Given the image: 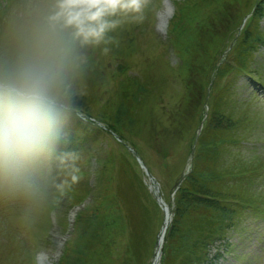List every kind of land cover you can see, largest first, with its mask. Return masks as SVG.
Here are the masks:
<instances>
[{
    "label": "trees",
    "instance_id": "16d2710c",
    "mask_svg": "<svg viewBox=\"0 0 264 264\" xmlns=\"http://www.w3.org/2000/svg\"><path fill=\"white\" fill-rule=\"evenodd\" d=\"M256 1L246 9L242 8L243 0H199L181 8L173 37L180 58L177 74L182 90L172 107L161 103L167 82L160 65L151 77L149 67L154 58L142 63L132 59L139 47L132 24L117 33L119 46L108 56L97 53L94 58L80 112L103 122L123 143L136 147L137 138L143 146L153 148L163 159L165 169L178 177L182 172L180 162L172 166L170 159L176 150L183 148L181 165L185 166L203 119L207 90L211 92L210 111L197 139L191 171L175 196L162 264H216L231 247L230 234L245 230L247 216L264 222V192L255 189L256 182L264 179V153L248 161L237 155L238 148L252 139L259 125L251 109L257 92L253 91L249 99L240 98L239 82L245 77L249 82H259L264 89V77H259L262 65L256 58V52L264 46V31L260 27L264 0L257 1L237 37L242 19L251 13ZM110 60L116 62L115 70L125 76L118 81L114 95L98 106L99 84ZM136 67L141 75L126 74ZM68 133L64 148L78 152L81 159L91 143L101 135H109L76 115ZM123 143L120 146L124 152L115 163L123 167L121 172L131 170L133 179L125 173L119 175L128 194H119L114 189L103 203L105 207L113 206V210L93 207L79 217L78 235L61 264H112L109 256L121 233L127 246L119 264H148L162 213L147 190L136 158ZM110 186L113 187L111 181ZM145 199L152 201L153 211L141 207L133 225L130 203L144 205ZM213 247L216 253L211 255Z\"/></svg>",
    "mask_w": 264,
    "mask_h": 264
},
{
    "label": "clouds",
    "instance_id": "9594fccd",
    "mask_svg": "<svg viewBox=\"0 0 264 264\" xmlns=\"http://www.w3.org/2000/svg\"><path fill=\"white\" fill-rule=\"evenodd\" d=\"M147 0H0V209L31 231L81 178L64 148L97 53Z\"/></svg>",
    "mask_w": 264,
    "mask_h": 264
},
{
    "label": "rangeland",
    "instance_id": "374dc122",
    "mask_svg": "<svg viewBox=\"0 0 264 264\" xmlns=\"http://www.w3.org/2000/svg\"><path fill=\"white\" fill-rule=\"evenodd\" d=\"M147 7L150 9V15L153 16L151 17L150 23V31H152L153 40H148L140 46L146 47L149 41H151V46L147 49L151 48L153 50H157L158 47L164 48L171 65L175 66L177 65V56L175 49L169 40L168 23L165 22V24H159L157 21L155 24L154 11L161 7V0H147ZM262 25L264 27V21ZM149 35L150 32L148 31L147 37H149ZM148 57L149 56L138 55L134 58V60L140 61L141 58ZM258 60L263 66V68L261 66L262 70H264V48L260 50ZM164 61V55L152 60L149 67L151 77L154 75L156 67H158L159 64H163ZM134 74L141 75V73L139 74L137 72ZM240 85L239 97L242 99H249V97L252 96V91L246 87L247 85L244 83V80H241ZM179 90V82L173 79L171 86H169V96L175 97ZM261 96L257 98L258 101L256 100L252 103L251 108L253 113H255L256 118L259 120V125L254 130L252 139L241 148L240 152L237 153L238 157L240 156L246 161L252 159L253 156L264 153V97ZM168 100L169 97L166 98V101ZM101 136L102 137L99 141L91 146V152H89L91 155L89 154L85 157L84 163L79 165L81 171H85V173H81V180L69 189L71 191H76L75 194L79 193V190H82L81 188L85 189L89 187L91 189V196L87 198L83 206L79 207V213L86 207L90 206L92 202H95L99 196L105 200L108 199L111 196L112 191L114 193V189L119 194L126 195L129 192L126 183L121 181L119 175L125 173L132 178L130 169H127L125 172H121L120 170H122L123 167L118 165L109 166L108 169H110V181L114 187L113 190L107 185L106 181L104 182L105 176H100L101 174H99V170L102 166H104V163L99 160L104 158L108 152L118 154L120 150L118 144L113 141L111 137ZM135 146L136 147L133 146V148L139 151L147 165L155 163V161L148 157V153H146L145 149H143L146 147L142 145L141 141H136ZM181 151L182 150H179V153L175 155V159L177 161L182 154ZM148 152H150V150H148ZM152 158H154L157 163L158 161H162L158 157V159L153 156ZM176 160L171 159L172 166ZM160 167L161 171L166 170L164 167L162 168V165ZM161 171L154 167L156 179L163 182L164 176ZM111 177H113L112 180ZM157 186H159V183H157ZM136 188L138 191L139 187L137 186ZM255 189L264 192V179L262 181L259 179V181L256 182ZM69 190L68 193L70 194L66 193V195L60 200L59 204L54 208V210H56L54 211L55 215L53 216L55 217L54 221L52 223L50 222V225L48 226V217L42 224L38 225L31 231L21 230L15 224L11 213L0 209V264H30L33 261V258H35L36 253L41 250L50 254L51 264H58L65 249V246H61L62 243L65 242V245H67L66 243H68V241L74 236V227L72 225H68V222L65 224L68 210L72 205L77 203ZM141 207H145L149 211H153L152 205L146 199L144 205L140 203L138 204L136 201L131 202L130 211L133 218L131 219L133 225L137 223L136 219L139 218ZM105 208L110 210L114 209L113 206H106ZM244 225L246 230L237 234L234 233L230 237V241L234 246L233 250L225 254L223 258H220L216 264H264V222H256L254 218L247 216ZM58 244L59 246L56 248Z\"/></svg>",
    "mask_w": 264,
    "mask_h": 264
},
{
    "label": "bare ground",
    "instance_id": "6f19581e",
    "mask_svg": "<svg viewBox=\"0 0 264 264\" xmlns=\"http://www.w3.org/2000/svg\"><path fill=\"white\" fill-rule=\"evenodd\" d=\"M165 218H166V222H168L169 221V214L167 212L165 213ZM161 244H162V235H160V237H159L158 246L156 249V255H155L153 264H158V262H159V255H160L159 252H160Z\"/></svg>",
    "mask_w": 264,
    "mask_h": 264
},
{
    "label": "water",
    "instance_id": "95a60500",
    "mask_svg": "<svg viewBox=\"0 0 264 264\" xmlns=\"http://www.w3.org/2000/svg\"><path fill=\"white\" fill-rule=\"evenodd\" d=\"M156 198L158 201H160V195H157Z\"/></svg>",
    "mask_w": 264,
    "mask_h": 264
}]
</instances>
